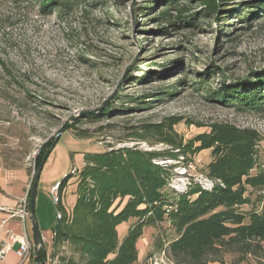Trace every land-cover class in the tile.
Segmentation results:
<instances>
[{
  "label": "rangeland",
  "instance_id": "rangeland-1",
  "mask_svg": "<svg viewBox=\"0 0 264 264\" xmlns=\"http://www.w3.org/2000/svg\"><path fill=\"white\" fill-rule=\"evenodd\" d=\"M143 1L82 0L70 11L43 15L31 0H0V157L7 167H25L31 181L45 158L37 166L38 157L52 148L34 197L46 259L57 214L62 216L76 201L72 183L62 201L56 192L57 204L62 205L57 206L52 186L81 170L85 154L99 153L103 147L173 151L161 143L150 146L130 139L145 126L179 118L170 133L184 144L208 132L212 124L245 125L263 136L264 160V116L207 100V89L216 88L223 77L229 82L252 71L264 73V13L248 21L227 16L221 23L201 15L172 27L155 20L163 10L160 4L147 16L142 14L139 7L152 5ZM182 9H190L191 15L200 7L179 1L170 11L172 23ZM162 29L168 34L158 32ZM207 69L216 74L197 86ZM170 91V96L161 95ZM80 132L88 139L76 138ZM178 155V160H158L172 167V188L182 190L190 179L206 178L209 151ZM27 227L33 240L29 218ZM175 236L167 223L145 228L137 243V264H174L158 252L157 243ZM235 258L225 255L223 264H234ZM240 264L258 262L247 258Z\"/></svg>",
  "mask_w": 264,
  "mask_h": 264
},
{
  "label": "trees",
  "instance_id": "trees-1",
  "mask_svg": "<svg viewBox=\"0 0 264 264\" xmlns=\"http://www.w3.org/2000/svg\"><path fill=\"white\" fill-rule=\"evenodd\" d=\"M31 1L44 15L50 10L70 11L82 0ZM179 1L144 0L152 5L141 6L139 10L147 16L155 4H160L163 10L155 20L172 27L185 21L193 22L201 15L214 16L221 23L227 16L248 21L264 13V0H185L194 2L200 9L191 15L190 9L180 10L172 23L170 11ZM219 31L228 35L224 28ZM158 32L168 34L165 29ZM3 66L1 63V70L5 72ZM210 74L216 73L207 69L197 86L205 84ZM171 93L161 95L170 96ZM207 93V100L222 107L264 116V73L252 71L229 82L223 77L219 85L207 89ZM180 121L179 118H168L130 136L135 142L150 146L161 143L175 152L144 151L137 146L111 150L103 147L99 153L85 154L81 170L76 169L55 182L51 191L57 185L61 201L66 188L73 183L76 201L70 210L57 218L48 259L42 245L37 250L34 246L35 263L137 264V243L143 230L167 223L176 236L165 244L158 242L157 250L174 264H223V257L228 254L236 255L234 264L247 258L263 264V136L255 129L216 123L209 125L208 132L192 139L197 144L193 147L192 141L183 144L170 133ZM85 135L80 132L76 138L88 139ZM51 149L38 157L37 166ZM204 150L209 151L210 156L204 173L212 183L211 187L203 188L190 179L184 189L172 188V167L161 165L158 160H178V154ZM32 182L33 179L27 193L29 207Z\"/></svg>",
  "mask_w": 264,
  "mask_h": 264
},
{
  "label": "crops",
  "instance_id": "crops-1",
  "mask_svg": "<svg viewBox=\"0 0 264 264\" xmlns=\"http://www.w3.org/2000/svg\"><path fill=\"white\" fill-rule=\"evenodd\" d=\"M30 182V174L25 167H7L3 158L0 157V219H6L8 216L6 210L15 208L19 199L28 193ZM27 220L25 222V231L32 243V254L24 264H36L34 259L35 245L28 233ZM5 229L16 235L22 234V227L16 219L8 220ZM18 262L19 258L17 255L14 252H10L0 261V264H17Z\"/></svg>",
  "mask_w": 264,
  "mask_h": 264
},
{
  "label": "built area",
  "instance_id": "built-area-1",
  "mask_svg": "<svg viewBox=\"0 0 264 264\" xmlns=\"http://www.w3.org/2000/svg\"><path fill=\"white\" fill-rule=\"evenodd\" d=\"M241 128H249L245 125H238ZM253 129V128H251ZM258 131L257 129H255ZM260 133V131H258ZM261 134V133H260ZM196 181L206 189H209L212 183L206 179L199 177ZM30 184L28 185V188ZM52 197L54 203L57 205L58 198H57V185L52 189ZM29 203L27 193L24 197L20 198L18 204L15 208L6 210L7 218L0 219V261L10 252H14L17 257L19 258V262L17 264H24L31 256L32 250V243L25 231V222L29 218ZM61 214H57V218H60ZM16 219L21 227H22V234L16 235L9 230L5 229V225L8 220ZM36 250L40 247H35Z\"/></svg>",
  "mask_w": 264,
  "mask_h": 264
},
{
  "label": "water",
  "instance_id": "water-1",
  "mask_svg": "<svg viewBox=\"0 0 264 264\" xmlns=\"http://www.w3.org/2000/svg\"><path fill=\"white\" fill-rule=\"evenodd\" d=\"M64 132V128H62L59 133L56 135L55 140ZM48 156V153L45 155V158L42 160L41 164L39 165L38 169H37V173L34 177V180L32 182V188H31V193H30V210H29V219L31 220L32 223V229H33V242L35 247H41V237L40 234L38 232L37 226H36V222H35V216H34V197H35V187H36V183L39 177V172L41 170V167L46 159V157Z\"/></svg>",
  "mask_w": 264,
  "mask_h": 264
},
{
  "label": "bare ground",
  "instance_id": "bare-ground-1",
  "mask_svg": "<svg viewBox=\"0 0 264 264\" xmlns=\"http://www.w3.org/2000/svg\"><path fill=\"white\" fill-rule=\"evenodd\" d=\"M149 151V150H148Z\"/></svg>",
  "mask_w": 264,
  "mask_h": 264
}]
</instances>
